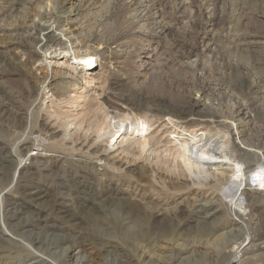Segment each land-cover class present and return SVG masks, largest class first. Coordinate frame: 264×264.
<instances>
[{
    "label": "rangeland",
    "instance_id": "obj_1",
    "mask_svg": "<svg viewBox=\"0 0 264 264\" xmlns=\"http://www.w3.org/2000/svg\"><path fill=\"white\" fill-rule=\"evenodd\" d=\"M137 16L145 19L139 22ZM50 26L62 39L78 32L84 42L77 52L97 53L92 75L67 77L65 68L75 61L71 48L57 53L55 47L44 49L41 42L24 37ZM44 31L36 35L46 42ZM28 49L35 53L32 60ZM0 51V113L13 109L0 124V146L16 159L8 182L0 173V190L10 188V197L0 199L1 264H25L33 250L53 264H74L63 250L78 245L84 258L80 264H229L231 258L221 256L219 237L232 229V220L222 213L206 219L209 212L200 204L215 201L213 191L197 183L179 185L181 172L173 155L160 152L161 147L159 158H150V145L125 141L100 166L89 148L93 135L105 133L99 139L106 147L114 130L131 126L128 132H145L147 137L140 138H148L154 148V143L172 145L195 127H203L198 135L210 129L199 119L213 111L229 122L240 119L251 151L248 160L254 166L263 161L250 177V191L261 204L248 219L254 242L242 264H264V248L257 246L264 242V0H0ZM47 52L67 57L60 63L48 58V65L42 61ZM200 99L206 104L193 107ZM111 104L123 110L109 108ZM18 112L27 113L26 123ZM129 112L137 119L126 120ZM43 121L59 135L33 132ZM87 131L92 135L86 136ZM220 131L228 138L226 127ZM25 143L37 151H45L41 144L46 143L48 154L66 161L45 160L52 166L45 172L41 159L34 174L27 172L19 182L13 177L17 160L25 163L27 151L20 150ZM40 186L69 204L75 217L59 219L54 234L72 239L58 248L30 247V234L19 237L22 242L4 240L3 227L11 229L4 217L8 201L19 198L28 204L24 192ZM26 222L29 231H44L38 222Z\"/></svg>",
    "mask_w": 264,
    "mask_h": 264
},
{
    "label": "bare ground",
    "instance_id": "obj_2",
    "mask_svg": "<svg viewBox=\"0 0 264 264\" xmlns=\"http://www.w3.org/2000/svg\"><path fill=\"white\" fill-rule=\"evenodd\" d=\"M35 1L40 2L41 0H35ZM79 11L76 13V15L79 13ZM136 19L137 21L141 22L145 18L143 16H137ZM40 28H36L31 33L27 32V34L24 35V37L28 38L29 40H33V42L36 43L41 42L42 44L41 47L44 49L55 47V52L61 49L63 51H69V49L71 48L70 50H73L75 61H70L67 67L65 68L64 74L67 77H70V75L72 77L77 75H87V73L92 75L94 71L93 70L94 67L91 64V61L97 57V53L94 50L83 51V49L82 51L77 52V47L82 45L84 42V40L80 38L78 32L76 33L73 32L75 34L74 35L75 37L70 36L67 37L66 39H62V37L59 36L60 34H57L55 32L56 30L52 29L53 28L52 26L40 27ZM38 30H45L43 36L46 42H43L42 38L36 35ZM25 53L28 59L32 60L34 58L35 53L32 50L28 49L27 52ZM57 53L53 56H48V52H47L45 58L42 59V61L50 65L52 63V60L47 62L48 58L51 59L54 58L55 63H60L59 62L60 60H63L65 59V57H67V54L62 55L61 53L58 55ZM1 57H3V55L2 52L0 51V58ZM93 81L95 80H91L90 82L88 81L91 84V86L93 85ZM82 83H86V82H82ZM58 93H60V91ZM62 94L65 95L64 93ZM205 104L206 103H203V100L200 99L194 102L193 107L195 106L199 107ZM109 108H112L114 110L117 109L123 110L122 108L113 104H111ZM243 108L238 110V114H236V118L237 116L239 117L240 113L243 111ZM12 110H13L12 107L1 109V113H0L1 125H3V123L5 122L4 118L8 117V114H10ZM17 116H19L21 122H25V123L27 122V113L18 112ZM206 116H207L206 119L205 118L199 119L200 123L202 122L207 124L210 123L212 127L210 129L202 130L200 135L197 134L198 130L200 131V129H203V127L202 128L195 127L188 132L189 134H185L188 135L187 138H184L183 137L184 135L182 133L183 138H179L178 140L180 144L177 143L178 141L172 142V145L171 144L168 145L171 141L169 143L163 142L164 143L163 145L162 143L161 145H159L160 143L159 144L154 143V145L155 144L156 146L158 145V147L154 148L152 146L153 143L149 142L148 138L143 140L140 138L142 135L147 137L145 132L141 133V131L139 130H135L133 133L128 132L131 129V127H133L131 126L129 130H127L126 128L123 130L122 127L114 130L112 138L111 140H109V143L106 145V147L102 145V139L106 137L105 133L103 134L104 136L102 135L103 137L99 135H95V136L93 135V138L95 139H93V144H91L89 148L92 149V151L97 155L98 164L100 166H103L105 163L107 164V162L111 161L114 156L113 152H115L118 146L125 141L131 143L143 142L148 144V146L150 145L148 147L149 150L148 154L150 155V158L152 155L157 156L159 158L160 154L157 155L158 149H160L161 147L164 148V149H160V152L163 151V152H167V154L169 155H173L174 165L178 167L180 170L179 172H181L179 174L180 177H177L178 179L180 178L178 182L179 185L188 188L189 185L197 183L200 185H206L207 187H210L211 191H213L212 194L213 193L214 194L212 198L215 199V201H211L209 202V204L206 202L201 203L200 206L203 210L209 212L207 214L208 216L206 217V219H208L209 217L215 218L218 214L222 213L226 219L232 220L231 221L232 229L230 228L231 230H229L226 233H223L219 237L220 244L222 247H224L222 249L221 256L222 258H228V257L231 258L229 264H242L246 259L244 258V256L247 255V250L249 248L247 246L254 242L253 241L254 239L252 238L250 232L252 227L248 219L252 216L253 211L256 209V204L257 203L261 204L259 200V196L256 193L250 191L251 189L250 187L253 184L250 177L251 175H254L253 177L256 176L253 173L255 172L256 168H258L259 165H263V161L261 162L258 161L257 162L258 165H255L256 166L255 168L254 165H251L252 161L248 160V155L251 153V151L244 141L243 138L244 135L242 134V130L240 128L241 127L240 119H235V120L233 119L232 122H229L226 121L225 118H223L215 111L209 113ZM125 119L126 120L128 119V121L129 119L133 121L137 119V116L136 114L129 112L128 114L126 113ZM180 121H181L180 123H183L186 120L181 119ZM137 126L139 127V125ZM222 127L227 128L228 138H226V134L221 133L220 128ZM42 130H47L46 133H48V135H50L51 138L57 137L60 133L57 128L53 127L52 125L50 126V124L47 121L41 122V124L38 125V127L37 126L33 127V132L34 131L42 132ZM88 131L86 132L87 134L86 136H88V134L92 135L88 133ZM74 134L71 136L72 138L74 137ZM130 135L134 136V139L130 140L129 138ZM197 136H199V138H197ZM100 137L102 138L101 140L99 139ZM70 140L73 141V139ZM26 144L27 143H25V146L20 148L21 151H27L25 163L23 159L22 161L17 160V164H16L17 166L15 170L16 172L13 177L14 179L18 177L19 182L22 180L23 176L27 174V172H29L27 176L28 175L31 176L34 174V172L37 170L36 169L37 166H39V161L41 159L44 160L42 161V164L45 165L44 166L45 172L52 170L51 164L47 162L49 159L51 161L56 162L57 164L58 162L63 163V161H66V159L65 158L62 159L61 156L57 157L55 155L52 156L48 154L49 149H48V144L46 145V143L41 144L42 146H44L45 151H40L39 148H38L39 151H37L36 148L32 146H26ZM3 151H4V147L0 146V173L2 175V178L4 179L6 178L7 181L8 174L10 172V167L12 166L11 164L15 163L16 159L14 157L13 152L12 153L8 152L5 154ZM163 156H165L164 153ZM83 159H80V161H84ZM45 160L47 161L45 162ZM117 161L118 160H116V162ZM148 166L151 169H154V167H151L152 164H149ZM85 168H82L83 172L85 174L90 175L88 169ZM13 178L9 180V184L14 180ZM80 184L81 186L87 188L88 191L89 190L91 191L90 188L84 185L85 183L84 184L80 183ZM6 189L0 190L1 200H4V196L10 197L9 195H7L10 188H6ZM24 195H25L24 197L27 198L25 200L28 202V204H26L24 199L23 202H20L19 198H15L13 202L8 201L9 209L5 208L4 217H6L7 223L10 225L11 229L3 227L4 234L2 238L4 240H7L8 242L13 240L14 242L15 241L22 242V239L19 237L30 234L29 237L32 242L31 244L27 243L28 246L33 247L34 244H39L40 246H46L48 248H58L62 245V243L64 242L66 243L68 240L72 239V237L68 235L54 234V230H56L55 228L58 227L59 219L62 218L73 219L75 217V216L73 217V213L70 212V209L68 208L69 204H67L66 200H60L52 197L51 194L47 190H45V188L43 189L42 186L35 188V190L25 191ZM31 205H34L33 209L30 207ZM1 207H3V204ZM233 215L235 216V218L232 219ZM27 219L29 220L32 219L38 222L39 227L44 231L38 233H33L31 230L29 231V229L27 228H29V226L31 225L30 223H28L29 221L26 222ZM246 220H248V223H246ZM206 221L204 222L205 225L207 224ZM241 224L244 225L247 224L245 229L246 231L244 229H240ZM47 229H51V230L47 231ZM239 236H241V238H238L240 240L236 239ZM261 243L262 244L260 245L257 244V246H262V248H264V242ZM22 244H25L24 246H26V243H22ZM81 251L82 248L80 245L75 246L74 248L71 249L66 248L63 250V256L71 257L72 259L74 258L75 259L74 264H80L81 261L84 260L83 256L80 255ZM31 253L32 256H30L27 259L25 264H53L52 261L46 258L43 254H39V252L34 250L31 251ZM2 260L3 259L0 256V264Z\"/></svg>",
    "mask_w": 264,
    "mask_h": 264
}]
</instances>
